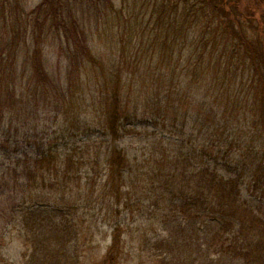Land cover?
<instances>
[{
	"label": "trees",
	"instance_id": "obj_1",
	"mask_svg": "<svg viewBox=\"0 0 264 264\" xmlns=\"http://www.w3.org/2000/svg\"><path fill=\"white\" fill-rule=\"evenodd\" d=\"M13 1L21 0H0V123L14 110L37 112L55 96L71 100L75 92L84 97L85 90L92 92L98 83L104 88L107 82H116L112 91L102 94L104 104L94 89L100 97L99 107H94L96 114L101 113L99 123L82 124L114 138L130 134L128 119L136 116L137 108L130 113L118 101L124 77L114 63L105 64L89 43L90 22L94 20L97 27L99 20L111 21L112 27L121 28L122 36L129 35L135 67L166 69L157 77L165 92L156 94V108L166 96L169 104H189L190 108L193 104L195 129L208 136L209 146L214 137L228 143L232 125L247 123L255 128L254 137L242 144L235 160L233 144L227 148L220 144L214 153L203 145L204 152L202 148L193 157L199 158L196 163L190 153L182 159L164 154L147 177L158 181L163 192L155 200L163 218L176 212L185 220L202 214L219 218V230L212 237V242L221 239L215 252H231L242 264H264V220L252 203L256 198L264 200V0H120L118 7L113 0H41L27 13H12L17 9ZM89 10L93 13L88 14ZM46 44L64 57L62 71L49 70ZM127 52L123 49L121 57ZM183 133V128L177 132L181 139ZM37 141L30 143L32 152H17L13 157L4 153L10 162L0 166V212L12 213L17 205H25L21 264H77L79 225L72 207L62 200L73 196L74 186L79 189L80 169L86 166L92 169L86 172L85 186L98 183L103 191L119 197L131 180L132 166L125 152L104 145L103 140L70 145L50 138ZM207 155L221 159L229 170L234 163L235 170L219 175L208 164L211 156ZM98 167L101 175H95ZM243 188L249 198L242 197ZM178 194L182 200L173 201ZM38 203H54L60 218L47 225L49 215L37 214L44 213ZM117 228L104 257L109 264L119 263L122 257L124 241ZM173 261L166 259L162 264Z\"/></svg>",
	"mask_w": 264,
	"mask_h": 264
},
{
	"label": "rangeland",
	"instance_id": "obj_2",
	"mask_svg": "<svg viewBox=\"0 0 264 264\" xmlns=\"http://www.w3.org/2000/svg\"><path fill=\"white\" fill-rule=\"evenodd\" d=\"M40 1L21 0L19 3L13 1V6L17 4V9L11 8V10L14 9L12 13L18 11L27 13ZM113 3L115 7H118L120 0H113ZM91 11L86 12L92 14ZM97 24L96 27L94 20L90 22L93 36L89 43L102 57L105 64L114 63L115 68L119 67L124 77L120 81L118 101L128 108L130 113L134 112L135 107L137 108L136 116L131 115L128 119L127 125L128 128H132L131 133L121 138H114L91 131L86 126L88 122L99 123L100 120L101 113L96 114L94 111V107L100 105V97L96 95L101 94V101L104 104L102 94L112 91L111 85L116 82H107V87L104 88L98 83L92 89L94 91L96 88L97 94L85 90V95L82 97L78 91L72 94L71 100L55 96L52 103L45 109H39L37 112L36 110L29 112V108L14 110L12 116L7 114L1 118L0 166L4 162H10L9 158H5L4 153L13 157L17 152L34 151L30 143H34L36 139L37 142L47 141L48 138L57 139L60 145L64 142L70 145L92 141L99 143L103 140L104 145L115 146L127 154L132 166L131 180L126 188L118 192L119 197H115L113 193L103 191L98 183L85 186L86 172L87 170L91 172L92 167L86 166L80 169L82 180L79 189L76 190L74 186L72 191L74 197L67 195L62 200L72 207L74 219L79 225L77 264H109L104 257L111 245L113 230L117 226L121 239L124 241L122 257L117 264H162L166 259L175 260L173 261L175 264H242L241 260L234 257L231 252H215L216 245L221 239H213L212 242V237L219 230L221 224L219 218L202 214L199 218L190 216L188 220H185L180 212L167 218L161 215L155 200L158 197L161 199L163 192L158 188L159 182L150 181L147 176H151L152 171L157 169V161L164 154H168L169 157L178 156L182 159L188 157L190 153L192 162L196 163L199 158L193 157L198 155L202 148L204 152L205 148L202 146H209V138L207 135L203 137L195 129L198 123L195 121L197 114L193 110V104L191 108L189 104H178V102L169 104L167 96L165 102L161 98L157 108L156 104H153L156 94L159 92L161 95L165 92L164 89L160 90L157 77L164 74L166 69L154 70L151 67L148 71L145 66L135 67L129 35L128 37L122 36L121 28L112 27L111 21L107 19L99 20ZM123 49L129 52L121 57ZM44 55L50 60L49 70H52L54 74L62 71L64 57L59 58L56 47L46 44ZM58 58L60 62L57 65ZM109 67L111 65L107 68ZM82 78L88 82L87 74H83ZM156 110L161 114H156ZM184 114L186 115L183 118ZM11 117L12 122L10 123ZM101 121L104 122L103 115ZM82 122L87 124L83 126ZM182 128L184 133L181 139L177 132ZM229 128L232 133L227 132L228 143H219L218 138L214 137V144H210L209 149H212L214 153L216 146L220 144L223 148L233 144L232 151L236 153L235 160L242 144L245 141L248 143L251 137H254L255 128H249L247 123L235 124ZM248 133L250 135H247ZM3 138L6 139V143L2 142ZM230 141H235V143ZM254 142L260 144V140ZM209 149L208 154L211 153ZM207 156H211L207 159L208 164L219 175L228 176L230 171L235 170L234 163L230 165L232 169L229 170L221 159L214 160L212 155ZM95 170L97 172L95 175L103 173L100 167ZM97 180L99 181V178ZM0 191H2L1 187ZM242 197H250L245 188L242 189ZM53 199L51 198L52 202ZM181 200L179 194L174 196L173 201ZM252 203L258 215L264 220V200L256 198ZM53 204H37L40 207L39 210L44 212L40 214L37 211L38 215L42 217L49 215L48 220L46 219L47 225L60 218V213L56 211ZM7 206L8 202L5 201L4 207L7 208ZM24 208L25 205H17L12 213L0 212V264H21L24 259L25 245L21 238L24 231L21 211ZM211 242L214 245L212 247L209 246Z\"/></svg>",
	"mask_w": 264,
	"mask_h": 264
}]
</instances>
